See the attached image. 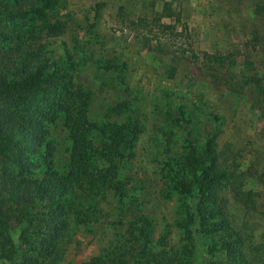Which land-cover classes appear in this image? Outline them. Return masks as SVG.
Wrapping results in <instances>:
<instances>
[{"label":"rangeland","instance_id":"1","mask_svg":"<svg viewBox=\"0 0 264 264\" xmlns=\"http://www.w3.org/2000/svg\"><path fill=\"white\" fill-rule=\"evenodd\" d=\"M27 23L0 26V70L36 52L66 83L89 91L96 156L90 169L113 174L119 188L101 184L100 176L94 186L73 188L60 215L67 223L57 264H84L99 254L105 264L133 262L143 248L168 264H234L224 240L238 246L241 264H264V95L249 86L228 88L202 70L206 64L224 74L231 69L264 86V0H59L43 28L38 19ZM112 122H137L130 157H101L109 145L97 126ZM48 130L54 166L62 172L72 144L61 116ZM210 135L217 168L227 173L217 189L225 230L198 238L176 170L191 148L203 152ZM49 210L36 201L22 223L9 221L18 250H29L20 230L38 232L35 219ZM206 246L215 247L210 259Z\"/></svg>","mask_w":264,"mask_h":264},{"label":"trees","instance_id":"2","mask_svg":"<svg viewBox=\"0 0 264 264\" xmlns=\"http://www.w3.org/2000/svg\"><path fill=\"white\" fill-rule=\"evenodd\" d=\"M23 0H0V26L5 22L9 29H15L20 20L22 24L38 19L40 26L59 6V0H33L22 7ZM27 23V25H28ZM148 48L151 46L148 44ZM202 70L211 78L220 81L231 89L242 90L253 87L264 95V86L259 80L247 74H237L233 70L222 73L224 68L204 65ZM91 95L80 87L66 83L63 74H58L36 52L20 54L0 70V261L13 264H57L56 246L61 238L66 218V200L73 188L94 186L100 176L101 184L107 187L118 186L113 183L114 175H95L90 166L94 154L90 129L95 124L89 121L87 107ZM61 116L71 140V153L66 168L59 172L54 166V146L49 139L48 125ZM216 118V117H215ZM217 119V118H216ZM108 140L106 150L101 155L104 160L127 158L132 155L139 133L137 122H114L97 126ZM125 150L129 152H124ZM217 154L214 136L210 135L197 153L194 148L185 156L184 162L176 170L179 189L189 198V211L193 216L194 229L199 238L203 234H214L225 230V218H218L221 211L218 204L217 189L227 179V173L217 168ZM111 172V171H110ZM116 173V172H112ZM190 173V179L187 175ZM99 178V179H100ZM45 202L51 210L38 214L39 230L22 228L19 240L29 250L21 252L12 239L9 221L22 223L24 210L30 203ZM14 205L17 212L14 216ZM219 209V210H218ZM34 216V215H33ZM44 228H47L43 230ZM189 231L188 223L185 224ZM138 234L146 236L143 223L137 227ZM223 249L229 261L242 263L238 246L224 240ZM208 259L215 256V247L202 249ZM140 256L129 262L122 258L115 264H168L158 253L143 248ZM143 255L146 258H143ZM113 257L109 260L111 263ZM143 259H145L143 261ZM106 257L93 256L84 264H105ZM170 261V260H169Z\"/></svg>","mask_w":264,"mask_h":264}]
</instances>
